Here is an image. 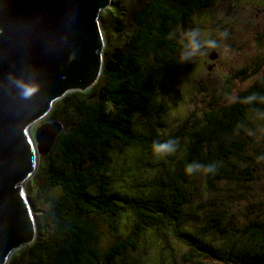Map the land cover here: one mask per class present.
<instances>
[{"label":"trees","instance_id":"1","mask_svg":"<svg viewBox=\"0 0 264 264\" xmlns=\"http://www.w3.org/2000/svg\"><path fill=\"white\" fill-rule=\"evenodd\" d=\"M213 2L148 0L133 13L136 30L123 49L104 58L98 98L89 101L79 91L62 98L73 104L74 113L47 153L49 179L42 189L47 194L50 187L59 186L61 194L47 198L50 210L45 214V227L11 264H135L136 259L128 262V251L137 249L138 235L160 236L162 226L170 227L198 257L209 256L220 264H264V204L244 228H218L214 240H202L184 223L185 218L194 217L187 211L191 209L188 201L200 176L209 189L226 181L240 184L247 192L245 185L253 180V168L264 159V150L253 148L251 133L264 126V68L228 102H215V108L204 112L201 119L190 121L191 130L183 134L188 141L183 151L165 154L153 148L155 143L182 136V128L160 136L153 127L166 124L161 122L169 113L170 100L177 104L167 94L181 75L178 54L182 46L172 25L184 24ZM51 119L59 121L55 115ZM248 147L253 153L248 154ZM140 152L158 158L155 172L148 175L143 162L145 175L140 182L128 181L114 188L109 166L112 154L120 157L121 164L130 161L131 168L120 169L127 171L141 168L135 166ZM191 162L214 163L216 168L213 173L188 174L185 167ZM101 216H124L125 222H133L130 228L128 222L125 225L124 232L130 229L129 233L122 239L120 235L102 253L96 244L95 225ZM220 217L215 219L217 224ZM226 231L229 234L223 235Z\"/></svg>","mask_w":264,"mask_h":264},{"label":"rangeland","instance_id":"2","mask_svg":"<svg viewBox=\"0 0 264 264\" xmlns=\"http://www.w3.org/2000/svg\"><path fill=\"white\" fill-rule=\"evenodd\" d=\"M147 1L111 0L109 5L100 10L99 20L104 40L101 49L102 63L105 57H110L114 52L123 49L129 40L128 37L136 30L133 13ZM213 1L210 7L197 11L184 24L179 22L171 24L175 39L181 43V46L183 33L193 28L199 30L201 39L216 38L218 40V46L215 49L203 48L200 54L188 61H181L180 53L178 54L181 75L173 81L174 86L170 85L171 88L167 91L168 95L177 100V104L174 105L170 100L169 113L161 122L166 124L153 127L160 136H166L174 129L182 128V136L175 141L176 150L179 152L181 148L183 151V147L188 146L184 135L191 130L190 121L201 119L204 112L208 113L211 108H215V102L221 100L228 102L257 78L264 68V0ZM225 31L227 35L221 40L218 33ZM102 66L94 83L83 91L78 90L82 93L81 96L89 101L98 98ZM175 90H177L176 94ZM70 92L73 91H68L66 95ZM73 113L72 103L63 101L62 98L57 99L43 116L29 126L30 133L33 135L34 130L42 123L51 122L53 115L62 125L66 124ZM247 133L253 135V148L264 150V126L262 129H256L255 133H250L249 130ZM253 148L248 147V154L253 153ZM47 153L39 157L33 174L22 184L30 202L33 217L36 219L35 239L41 234V227H45V214L50 210V202L47 198H55L61 194L59 186L50 187L47 194H44L42 190L49 179ZM163 160L168 161L166 158ZM157 161L156 156L148 157L146 153L140 152L135 166L141 168L120 171L121 167L131 168V163L126 159L125 163L121 164L120 157L113 153L109 164L112 171V186L120 189L125 182L135 184V181L140 182L145 175L142 163H146V173L149 175L152 171L155 172ZM139 169L143 172H138ZM225 182L218 181L214 189H209L205 178L200 176L196 182L197 189L188 201L191 209L187 208V211L190 214L193 213L194 217L185 218V227L192 228L193 233H197L202 240L217 238L218 228L228 230L234 225L240 226L241 229L253 219V214L257 213V207L264 204V159L256 164L255 169L253 168V180L246 183V193L243 192L240 184ZM212 202H215V205H212ZM219 214L222 217L217 224L215 219ZM125 221L124 216H118V218L101 216L95 219L98 229L96 244L101 253L114 240L120 239V235L122 239L129 233L130 229L124 232L125 225L128 222L127 228H130L133 222ZM158 232L160 236L149 233L140 234V237L138 235L137 249L133 252L128 251V262L136 259L135 264H220L209 256L201 258L193 255L186 241H183L170 227L162 226ZM227 234L229 231L223 233V235ZM142 239L146 242L143 243ZM31 243H22L11 249L3 264L16 262L19 255L24 254Z\"/></svg>","mask_w":264,"mask_h":264},{"label":"water","instance_id":"3","mask_svg":"<svg viewBox=\"0 0 264 264\" xmlns=\"http://www.w3.org/2000/svg\"><path fill=\"white\" fill-rule=\"evenodd\" d=\"M111 0H0V264L35 240L36 221L22 183L63 125L29 126L68 91L85 90L100 73V10ZM30 94L18 97L9 80ZM35 145V150L33 148Z\"/></svg>","mask_w":264,"mask_h":264},{"label":"clouds","instance_id":"4","mask_svg":"<svg viewBox=\"0 0 264 264\" xmlns=\"http://www.w3.org/2000/svg\"><path fill=\"white\" fill-rule=\"evenodd\" d=\"M227 35L225 32L218 33L219 38L222 40ZM218 46V40L216 38L201 39L198 29H188L183 33L182 36V48L180 51L181 61H188L192 57L201 53L203 48L215 49ZM9 88L17 92L18 97L27 98L30 94L26 85L22 81H16L15 79L9 80ZM153 148L157 152L171 153L176 150V142L174 140H166L164 142H158L153 145ZM216 165L214 163L200 164L199 162L188 163L185 167V171L188 174L194 171H203L204 173H213Z\"/></svg>","mask_w":264,"mask_h":264},{"label":"bare ground","instance_id":"5","mask_svg":"<svg viewBox=\"0 0 264 264\" xmlns=\"http://www.w3.org/2000/svg\"><path fill=\"white\" fill-rule=\"evenodd\" d=\"M103 64V63H102ZM66 94H64L62 97H60V98H63L64 96H65ZM60 98H58V99H60ZM57 121V120H56ZM29 135V137H31L32 136V138L34 139V134L32 135L31 133L30 134H28ZM33 148H34V150H35V145L33 144ZM51 149V148H50ZM49 152V151H48ZM41 155H38V159H37V162H36V166H37V164H38V161H39V157H40ZM36 169V168H35ZM23 184V183H22ZM24 185H22V187H23ZM23 191H24V194H25V189H24V187H23ZM26 195V194H25ZM26 199L28 200V198H27V196H26ZM28 204H29V207L31 208V206H30V202H29V200H28ZM32 217H33V215H32ZM33 220L35 219L34 217L32 218ZM36 220V219H35Z\"/></svg>","mask_w":264,"mask_h":264}]
</instances>
